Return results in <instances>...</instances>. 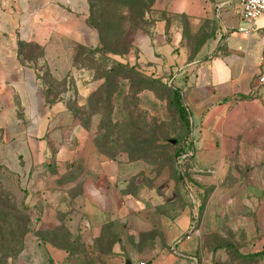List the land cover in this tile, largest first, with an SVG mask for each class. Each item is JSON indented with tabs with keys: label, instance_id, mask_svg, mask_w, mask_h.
Returning <instances> with one entry per match:
<instances>
[{
	"label": "crops",
	"instance_id": "obj_1",
	"mask_svg": "<svg viewBox=\"0 0 264 264\" xmlns=\"http://www.w3.org/2000/svg\"><path fill=\"white\" fill-rule=\"evenodd\" d=\"M236 5L169 0V18L130 43L139 65L180 89L191 128L203 136L201 161L229 157L227 135L218 137L235 124V160L254 165L240 164L237 197L232 208L217 206V229L232 212L238 241L248 230L242 253L261 254L264 202L247 198L264 195V141L241 134L248 126L264 131V14L249 23ZM176 17L208 34L195 55ZM89 18L88 0H0V164L19 180L30 226L41 230L28 240L40 244L44 264H209L205 231L194 226L191 195L178 189L176 175L163 189L169 197L149 201L161 195L165 172L126 153L107 156L97 144L102 113H92L88 126L75 115L74 106L85 107L106 81L89 66L102 48Z\"/></svg>",
	"mask_w": 264,
	"mask_h": 264
},
{
	"label": "rangeland",
	"instance_id": "obj_2",
	"mask_svg": "<svg viewBox=\"0 0 264 264\" xmlns=\"http://www.w3.org/2000/svg\"><path fill=\"white\" fill-rule=\"evenodd\" d=\"M89 1L93 24L101 31L104 45L98 57L89 59L95 77L106 78L105 85L91 98V108L101 109L104 114L98 148L110 157L126 153L131 161H147L154 167L153 172L161 176L165 172L166 181L161 190L165 186L173 187L171 182L168 185L167 178L169 173L171 177L173 173L176 175L178 189L182 188L191 195L194 226L198 229L203 227L205 231L204 246L209 249L212 257L209 264H260L261 256L254 258L249 257L251 254L243 255L242 252L248 250V243L243 242L247 239L248 230H242L241 241H238V233L232 227V212L225 216V227L217 229V206L232 208L237 197L232 190L238 182L235 175L241 163H237L233 155L232 142L238 132L235 124H229L226 130L219 132L218 137L222 138L223 133L227 135L225 138L228 141L229 157L222 160L214 155L201 161L200 147H196V143L203 137L200 131L192 128L189 136L186 135V125L172 103L169 82L139 65L138 50L130 43L137 32H149L156 19L169 18V0ZM173 22L179 33L183 34L189 55L198 53L208 34L203 28L192 32L184 18L176 17ZM236 104L239 105L235 103L230 108H237ZM242 135L264 141V131L251 130L249 126ZM217 136L213 132L212 137ZM191 141L193 147H188V153L183 158L174 157L175 153L187 148ZM259 149L264 151V145ZM253 165L251 162L243 166L249 170ZM160 194L151 196L149 201H159L164 196H170L164 190ZM247 199L261 204L264 195L248 196ZM23 208V189L19 180L0 164V209L12 210L14 213V210L22 211ZM59 231L64 238V229L59 228ZM30 233L37 235L41 230L26 225L24 237L21 233L9 232L4 234L3 239L1 235L0 241L4 242L0 244V264L45 263L40 244L28 240ZM263 233L264 230H261L262 236ZM261 254L264 256V251Z\"/></svg>",
	"mask_w": 264,
	"mask_h": 264
},
{
	"label": "trees",
	"instance_id": "obj_3",
	"mask_svg": "<svg viewBox=\"0 0 264 264\" xmlns=\"http://www.w3.org/2000/svg\"><path fill=\"white\" fill-rule=\"evenodd\" d=\"M89 1V0H88ZM90 4V1H89ZM89 22L90 25L95 27L99 33V36H101L100 41L102 39V35H101V31L98 30V26L93 24L92 21V12H91V4H90V18H89ZM102 44V48H100L98 50V52L100 53L103 48V42L101 41ZM110 74H112V72H109ZM106 79V78H105ZM106 83V81H105ZM105 83L102 85V87L105 85ZM102 87L99 89L101 90ZM171 88V92H172V103L174 104L175 108L177 109L180 118L183 120L184 124L186 125V135L189 136V134L191 133V119H190V111L189 109L184 105L183 102V97L181 94L180 89H178L177 87H174L173 84L172 86H170ZM98 90V91H99ZM94 93V95L91 97L93 98L97 93ZM91 98L90 101L88 102V104L85 107H79V106H74L75 109V115L77 117H79L82 120V123L85 126H88L89 124V120L90 117L92 115V113L94 112H101L102 113V119H103V111L101 109H94L91 108ZM82 108H87V109H82ZM98 141V138H97ZM188 147H193L192 146V141L188 144L187 148H185L184 150H180L178 153H175L174 157L176 158H181V156H183L184 154L188 153ZM187 149V150H186ZM24 202V199H23ZM26 225L30 226V216L28 214V212L26 211L25 208H23L22 211L18 210H14V213L12 212V210H4V209H0V237L1 235L3 236L4 239V234H8L9 232L11 234H19L21 233V236L24 237L25 233H26ZM4 241L1 240L0 244H2ZM246 255V254H243ZM263 254H251L249 255V257H254V258H259L260 256H262Z\"/></svg>",
	"mask_w": 264,
	"mask_h": 264
},
{
	"label": "built area",
	"instance_id": "obj_4",
	"mask_svg": "<svg viewBox=\"0 0 264 264\" xmlns=\"http://www.w3.org/2000/svg\"><path fill=\"white\" fill-rule=\"evenodd\" d=\"M238 10L241 18L249 23L254 22L259 16L264 14V0H237ZM262 81L264 79L262 78ZM172 86V83H169ZM181 156V158H183ZM138 264H144L140 262Z\"/></svg>",
	"mask_w": 264,
	"mask_h": 264
}]
</instances>
